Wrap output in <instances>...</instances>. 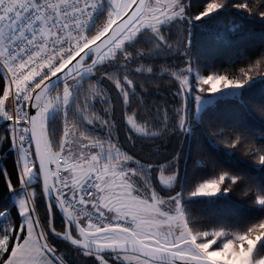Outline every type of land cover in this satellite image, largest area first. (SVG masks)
Here are the masks:
<instances>
[{"label": "snow or ice", "instance_id": "6c2138e0", "mask_svg": "<svg viewBox=\"0 0 264 264\" xmlns=\"http://www.w3.org/2000/svg\"><path fill=\"white\" fill-rule=\"evenodd\" d=\"M100 2L0 0V118L8 122L7 132H0V142L7 141L18 154L16 183L5 171V184L9 192L23 190L25 194L18 202L21 221L14 225L9 220L0 228V264H61L59 253L48 242L49 231L80 249L83 256L92 257L93 264H264V255H254L264 240V221L243 232L200 230L190 225L178 196H157L145 182L144 173L128 166L136 158L112 134L109 98L102 87L83 82L85 74H100L131 104L120 114L128 128L124 142L129 146L138 137L163 139L171 132L186 131L183 98L192 71L187 62L183 68L176 65L178 70H163L180 85L175 94L181 105L171 122L165 108L161 119L159 107L153 112L138 98L132 104L133 80L127 76L114 79L100 71L101 65L111 61L126 63L132 54L124 45L146 29L162 46L186 51L185 44L178 40L174 46L161 31L162 25L185 18L184 6L180 0H108L110 10L93 34L89 26ZM223 3L211 0L194 18L217 11ZM234 6L264 17V0ZM133 71L144 74L153 69L140 65ZM253 73L264 75V60L241 69L236 78L224 74L202 77L197 92L241 88ZM53 78L63 81L57 91L49 90ZM98 101L103 104L102 112L92 108ZM69 104L79 119L65 116L53 135L47 114L55 108L66 110ZM83 125L102 127L109 135H90ZM213 135H223L221 142L226 147L240 144L242 151L264 164V152L257 153L241 137L223 129ZM146 163L150 171L153 164ZM36 175L44 198H54L62 211L60 228L53 223L51 212L42 219L35 207L40 193L32 189L31 181ZM226 177L222 173L200 183L191 195H215ZM158 178L168 183L172 176L158 173ZM227 178L230 183L223 188L225 192L237 183L236 177ZM256 203L264 204V198ZM4 215L0 211V217Z\"/></svg>", "mask_w": 264, "mask_h": 264}, {"label": "trees", "instance_id": "16d2710c", "mask_svg": "<svg viewBox=\"0 0 264 264\" xmlns=\"http://www.w3.org/2000/svg\"><path fill=\"white\" fill-rule=\"evenodd\" d=\"M209 2L211 0H181L185 18L173 20L161 27L162 33L174 46L180 40L186 45V51L162 46L151 31L144 30L124 46L132 54L126 63L111 61L101 65L100 71L114 79L127 76L133 80L134 85L129 92L132 104L138 98L143 106L152 108L153 112L159 107L161 119L165 108L171 122L175 109L181 105V98L175 94L180 85L170 73H164L165 68L178 70L176 65L183 68L186 66L183 62H187L204 76L224 74L236 78L241 69L264 60V17L234 6L248 0H224L223 6L217 11L195 19ZM104 6L102 22L108 11L105 3ZM140 65L151 67L153 72L142 74L133 71ZM253 75L236 95L216 97L198 112L194 100L186 94L183 104L187 130L171 132L163 139L138 137L134 146L124 142L128 128L120 119L121 111L127 110L131 104H126L112 84L100 74L84 77L83 82L95 83L104 89L112 105V111L108 114L114 118L112 134L118 136L125 150L136 158L128 166L143 172L149 187L169 194L172 188L160 184L158 173L164 176L174 174L180 188L182 212L190 225L200 230L223 228L230 232H243L264 221V204L256 203L258 198H264V164H260L256 156L242 151L240 144L235 148L226 147L221 142L223 135L213 133L223 129L233 137H241L257 153L264 152V75ZM2 79L3 72L0 69ZM87 83L85 89L89 87ZM73 94L75 96V89ZM92 108L102 112L103 104L98 101ZM65 116L79 119V114L73 112L69 104L65 113L58 112L47 119L53 135L59 132ZM83 127L87 133L98 138L109 135L106 129L99 126ZM7 129L8 125L0 118V132L6 133ZM146 162L153 164L150 171ZM16 167L14 149L7 141L0 142V211L5 212L0 228L9 220L14 225L21 221L11 192L5 184V171L16 183ZM222 173L237 178V183L229 191L223 190L230 183L226 177L225 185L215 196L192 197L191 193L200 183L218 178ZM34 179L35 185L31 183V187L40 193L35 203L36 209L45 219L48 214L38 175ZM53 223L57 228L63 223L56 212ZM47 236L64 264H93L92 257L83 256L80 250L63 242L50 231ZM254 255H264V240L257 245Z\"/></svg>", "mask_w": 264, "mask_h": 264}, {"label": "rangeland", "instance_id": "374dc122", "mask_svg": "<svg viewBox=\"0 0 264 264\" xmlns=\"http://www.w3.org/2000/svg\"><path fill=\"white\" fill-rule=\"evenodd\" d=\"M103 2L106 4L107 6V9L108 11L110 10V6L108 4V0H103ZM180 3H181V0H180ZM173 21V20H172ZM170 21V22H172ZM169 22V23H170ZM169 23H166L164 25H162L161 27L163 26H166L168 25ZM148 30V29H146ZM144 31V30H143ZM150 31V30H149ZM152 33V32H151ZM153 34V33H152ZM154 35V34H153ZM139 36V34H138ZM137 36V37H138ZM155 36V35H154ZM136 37V38H137ZM135 38V39H136ZM134 39V40H135ZM131 42V41H130ZM129 43V42H126V44ZM125 44V45H126ZM124 45V46H125ZM192 68V71L189 73L188 75V83H189V91L186 93L189 97H191L193 100H194V103H195V109L196 111L198 112L201 108H203L205 105L211 103L213 101L214 98L216 97H227V96H233V95H236L239 90L242 88H225V89H221L219 92H216V93H212V94H209L207 92H203V93H198L197 92V88H198V81L200 78L202 77H206L204 75H202L198 70H196L194 67H191ZM91 74H85L84 77H87ZM83 77V78H84ZM63 83L60 84L58 87L54 88V90H51V91H57L59 90L61 87H62ZM74 89H75V86H74ZM197 95H199V100L196 99ZM68 108V107H67ZM66 110H61L60 108H55L53 110H50V112L47 114V119L52 116L53 114L55 113H58V112H62V113H65ZM16 157V156H15ZM160 184L165 187V188H172L171 192L168 194V193H161L160 191L158 190H154L152 189L156 194L157 196L161 197V198H167L168 196H178L179 200H180V205H181V210H182V204H181V193H180V188H179V185L178 183H176L177 181V177L175 175H172V179L168 182V183H163L159 178H158ZM35 182L36 180L32 179L31 183L32 185H35ZM203 183V182H202ZM33 187V186H32ZM34 190V188H32ZM219 193V192H218ZM217 194V193H216ZM215 194V195H216ZM24 192L23 190H21V192H16V191H13L11 192V198H12V201L15 203L16 207H17V210H18V202L19 200L24 196ZM213 195V196H215ZM192 197H211V196H195V195H192ZM35 207H36V204H35ZM5 218V215L0 217V221H2L3 219ZM21 218V217H20ZM48 237V236H47ZM49 242V241H48ZM50 244V242H49ZM51 245V244H50ZM61 260V259H60ZM61 264H64L63 262H61Z\"/></svg>", "mask_w": 264, "mask_h": 264}, {"label": "water", "instance_id": "95a60500", "mask_svg": "<svg viewBox=\"0 0 264 264\" xmlns=\"http://www.w3.org/2000/svg\"><path fill=\"white\" fill-rule=\"evenodd\" d=\"M63 81L60 79V78H53L50 82H49V90H53L54 88H56L57 86H59L60 84H62ZM184 99V98H183ZM4 124L8 125V122L7 121H4ZM39 177V176H38ZM39 181H40V178H39ZM40 186H41V183H40ZM41 194H42V188H41ZM42 197H43V201H44V205H45V208L47 210V214L49 215V212H51L52 214V219L54 221V212H56L60 218L62 219V221L64 220V217H63V214H62V211L57 207L56 205V201L54 198H49L48 200H46L42 194ZM50 206V207H49ZM51 232V231H50ZM52 233V232H51ZM53 235H55L54 233H52ZM58 237V236H57ZM60 240H62L63 242L67 243L68 245L72 246L70 244V242L64 240V239H61L60 237H58ZM73 247V246H72ZM75 248V247H74ZM78 249V248H76ZM80 250V249H78Z\"/></svg>", "mask_w": 264, "mask_h": 264}, {"label": "built area", "instance_id": "2783aa9c", "mask_svg": "<svg viewBox=\"0 0 264 264\" xmlns=\"http://www.w3.org/2000/svg\"><path fill=\"white\" fill-rule=\"evenodd\" d=\"M104 2L103 0H101L100 4L97 6V8L95 9L94 13H93V17L91 20V24L89 26V31H92L93 34L95 33L96 29L103 23L101 18L104 12ZM3 72V69L0 68ZM6 121L3 119V122ZM15 156H16V162L18 163V154L17 152L14 150Z\"/></svg>", "mask_w": 264, "mask_h": 264}]
</instances>
